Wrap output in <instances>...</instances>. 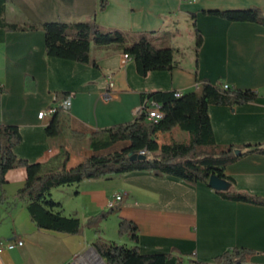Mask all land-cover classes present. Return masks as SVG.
Segmentation results:
<instances>
[{
  "label": "crops",
  "instance_id": "crops-1",
  "mask_svg": "<svg viewBox=\"0 0 264 264\" xmlns=\"http://www.w3.org/2000/svg\"><path fill=\"white\" fill-rule=\"evenodd\" d=\"M108 1L101 11L99 0H7L5 18L20 24L95 18L105 27L152 32L157 45L177 50L179 66L141 76L135 61L126 58L119 46L92 45L95 67L47 55L43 30L0 27V124L19 126L22 141L14 149L19 158L61 173L96 154L121 150L129 143L121 141L97 152L92 142L104 136L103 130L134 121L148 100L144 94L192 92L203 79L259 92L252 103L209 106L217 144L264 142V26L202 13L253 7L264 12V0ZM188 18L204 37L198 55L196 37L192 55L186 56L181 45V25ZM165 34L169 38L164 39ZM27 77L33 78L30 86ZM58 94L72 95V106L63 111L61 133L50 138L46 127L53 117L41 119L39 113L59 105L63 97ZM225 173L234 181L233 191L264 197V155L244 156L228 164ZM6 180L0 188V200L4 199L0 202V242L22 239L24 245L0 252V264H101L93 243L105 236L110 223L120 236L122 219L138 226L137 245L143 254L173 253L211 263L238 248L254 251L245 264H264V205L226 198L204 182L192 184L171 175L132 171L56 188L52 198L62 207L55 210L78 217L83 226L81 234H69L40 229L31 218L28 202L18 200L17 193L27 180L25 168L9 170ZM119 193L126 196L115 212L98 229L88 227L89 219L108 211V201ZM121 237L130 242L126 245H136L128 236Z\"/></svg>",
  "mask_w": 264,
  "mask_h": 264
},
{
  "label": "trees",
  "instance_id": "trees-1",
  "mask_svg": "<svg viewBox=\"0 0 264 264\" xmlns=\"http://www.w3.org/2000/svg\"><path fill=\"white\" fill-rule=\"evenodd\" d=\"M99 1L100 10H105L109 1ZM6 4L7 0H0V27L9 31L43 30L46 52L49 56L98 67L92 58V45H117L135 61L141 76H146L152 71H171L180 64L176 60L177 50L170 46L157 45L155 33H133L105 27L95 18L78 22L9 23L5 18ZM202 13L231 22H255L264 26V12L258 7L243 10H205ZM192 18L196 21V14H193ZM166 36L168 35L165 34L163 38ZM195 37L198 55L204 37L196 26ZM26 79L30 86L33 78ZM177 91H156L143 95L144 99L148 97L149 101H155L162 106L164 118L160 121H149L147 114L142 112L132 122L103 130L104 136L92 142V147L97 152L110 149L121 141L128 142V146L108 154H96L61 173L42 163L19 158L14 151L22 141L19 126L0 124V188L7 184L6 174L9 170L25 168L27 180L18 191L17 197L20 201L28 202V211L36 225L40 229L81 234L83 226L78 217H67L55 210L62 205L52 198L54 189L80 184L86 179H98L132 171H150L156 176L171 175L192 184L198 182L208 184L210 176L216 174L231 182L233 186V179L225 173L226 166L249 154L264 155V142L244 146L217 144L209 106L252 103L259 98V92L236 87L224 89L222 83H212L208 79L200 80L196 90L183 92L180 97L176 96ZM67 95L58 94L57 97ZM62 116L63 110L59 108L47 125L46 133L50 138L61 133ZM177 127L188 134L186 140L159 143L160 134L170 133ZM143 150L147 151L146 159L131 160V153H140ZM236 150H241V154L237 155ZM216 192L226 198L264 205V197L246 192L232 189L228 192ZM0 202L3 203L4 199L1 198ZM115 210L109 209L91 217L87 226L94 228V225L107 219ZM119 235L128 236L136 245L128 246L106 241L101 236L93 243L105 264H245L254 254L251 250L235 248L220 255L211 263L186 260L173 253L143 254L137 245L138 226L125 219L119 224Z\"/></svg>",
  "mask_w": 264,
  "mask_h": 264
},
{
  "label": "built area",
  "instance_id": "built-area-1",
  "mask_svg": "<svg viewBox=\"0 0 264 264\" xmlns=\"http://www.w3.org/2000/svg\"><path fill=\"white\" fill-rule=\"evenodd\" d=\"M126 58H129L128 55H125ZM109 85L112 87L114 84L113 82H110ZM222 86L224 89H227L231 87L229 84L222 83ZM183 92L182 91H177L176 96L180 97L182 96ZM72 95H67L63 97L59 105L52 106L44 111H41L39 113V118L43 119L44 117L50 115L53 116L59 108H62L64 112H67L71 109L72 106ZM158 108H162V106L159 103H156L155 101H149L146 100L145 103L138 109V114L145 112L147 114V118L149 121H154L158 122L161 119L164 118V116L158 115ZM147 151L143 150L140 152V154H146ZM126 194L119 193L113 196L107 204L108 209H114L117 208L122 201L124 200ZM24 245V241L22 239H14V240H9L4 242H0V252L4 251L5 249H15L17 247H21Z\"/></svg>",
  "mask_w": 264,
  "mask_h": 264
},
{
  "label": "rangeland",
  "instance_id": "rangeland-1",
  "mask_svg": "<svg viewBox=\"0 0 264 264\" xmlns=\"http://www.w3.org/2000/svg\"><path fill=\"white\" fill-rule=\"evenodd\" d=\"M194 29H195V24L191 18H188V20L186 22L182 23V25H181L182 38H183L181 41V45L184 47V49L187 53L186 56L192 55V50L194 49V41H195ZM63 135L65 137V132L63 133ZM184 136H186V139H187V137H188L187 133L177 127L170 133L161 134L158 137V140H159L160 144L169 143V142H173V141L181 142V141H183ZM66 196H67V194H66ZM103 221L94 225L95 226L94 228L98 229L101 226V223ZM117 232H118V230L116 229V227H114L112 225V223H110L107 230L104 232L105 236L101 235V237L106 241H113L115 239V236H116L117 239H115V240L122 242L121 244H129L130 243L127 238H122L121 236H117ZM120 239H121V241H120ZM100 261H101V264H105V262L102 258H100ZM97 264H100V263H97Z\"/></svg>",
  "mask_w": 264,
  "mask_h": 264
},
{
  "label": "water",
  "instance_id": "water-1",
  "mask_svg": "<svg viewBox=\"0 0 264 264\" xmlns=\"http://www.w3.org/2000/svg\"><path fill=\"white\" fill-rule=\"evenodd\" d=\"M236 154L240 155L241 150H236ZM130 158L131 160H143L147 158V155L140 153H131ZM208 186L218 192H228L231 189L232 184L228 180L223 179L216 174H213L209 178ZM96 253L99 255L100 258H102V256L97 251Z\"/></svg>",
  "mask_w": 264,
  "mask_h": 264
},
{
  "label": "bare ground",
  "instance_id": "bare-ground-1",
  "mask_svg": "<svg viewBox=\"0 0 264 264\" xmlns=\"http://www.w3.org/2000/svg\"><path fill=\"white\" fill-rule=\"evenodd\" d=\"M158 115H160V116H164V114H163L162 111H161V108H158Z\"/></svg>",
  "mask_w": 264,
  "mask_h": 264
}]
</instances>
